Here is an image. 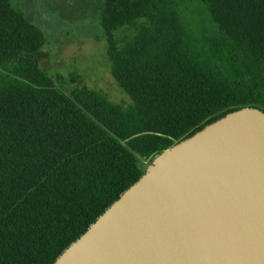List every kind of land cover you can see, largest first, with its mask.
I'll use <instances>...</instances> for the list:
<instances>
[{
	"label": "trees",
	"instance_id": "obj_1",
	"mask_svg": "<svg viewBox=\"0 0 264 264\" xmlns=\"http://www.w3.org/2000/svg\"><path fill=\"white\" fill-rule=\"evenodd\" d=\"M110 100L47 75L43 32L0 0V264H52L164 149L264 112V0H102Z\"/></svg>",
	"mask_w": 264,
	"mask_h": 264
},
{
	"label": "water",
	"instance_id": "obj_2",
	"mask_svg": "<svg viewBox=\"0 0 264 264\" xmlns=\"http://www.w3.org/2000/svg\"><path fill=\"white\" fill-rule=\"evenodd\" d=\"M52 264H264V112L164 149Z\"/></svg>",
	"mask_w": 264,
	"mask_h": 264
},
{
	"label": "rangeland",
	"instance_id": "obj_3",
	"mask_svg": "<svg viewBox=\"0 0 264 264\" xmlns=\"http://www.w3.org/2000/svg\"><path fill=\"white\" fill-rule=\"evenodd\" d=\"M44 35L43 46L35 53L40 69L47 75L60 74L67 93L72 84L68 74L79 75L81 84L105 93L122 104L130 101L110 76L105 43L97 16L102 0H9ZM146 168L147 163L141 162Z\"/></svg>",
	"mask_w": 264,
	"mask_h": 264
}]
</instances>
